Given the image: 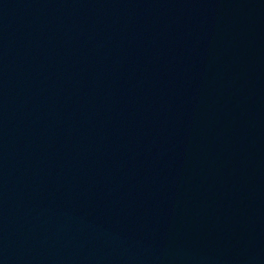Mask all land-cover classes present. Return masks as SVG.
Instances as JSON below:
<instances>
[{"label": "water", "instance_id": "95a60500", "mask_svg": "<svg viewBox=\"0 0 264 264\" xmlns=\"http://www.w3.org/2000/svg\"><path fill=\"white\" fill-rule=\"evenodd\" d=\"M0 264H264V0H0Z\"/></svg>", "mask_w": 264, "mask_h": 264}]
</instances>
